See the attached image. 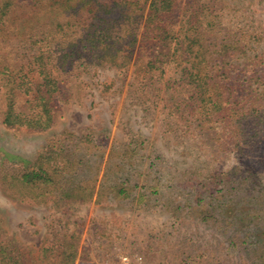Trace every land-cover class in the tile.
I'll return each instance as SVG.
<instances>
[{"label": "rangeland", "instance_id": "374dc122", "mask_svg": "<svg viewBox=\"0 0 264 264\" xmlns=\"http://www.w3.org/2000/svg\"><path fill=\"white\" fill-rule=\"evenodd\" d=\"M61 3L14 0L1 20L0 71L31 82L29 94L14 90L18 113L37 115L32 57L44 50L54 65L81 36L85 15ZM136 4L110 31L121 44L136 35L123 47L130 63L80 58L56 71L49 129L4 127L0 87V240L23 264H263L264 0H176L164 16L171 37L196 22L211 52L235 48L228 111L206 118L186 107L175 42L163 51L140 42L150 0ZM36 169L51 182L24 187Z\"/></svg>", "mask_w": 264, "mask_h": 264}, {"label": "trees", "instance_id": "16d2710c", "mask_svg": "<svg viewBox=\"0 0 264 264\" xmlns=\"http://www.w3.org/2000/svg\"><path fill=\"white\" fill-rule=\"evenodd\" d=\"M13 1L0 0V24ZM136 2L137 0L135 3L131 0H112L109 3L100 0H63L60 4L62 9L70 8L77 14L85 15L84 19L79 20L84 26L81 36L76 44L70 45L69 51L59 53L54 65L51 56L45 54L44 50H39L32 57L33 70L40 79V83L34 87L35 90L31 95V104L37 110V115L27 116L14 109V90L23 88L25 93L29 94L30 79L17 71L15 76L20 74L19 83H15L16 78L11 73L0 71V87L4 90L1 104L3 126L8 129L31 131L49 129L54 121L55 103L60 90L54 73L58 70L65 71L80 58L97 65L103 63L115 65L120 61L121 66H127L130 63V52L124 54L123 47L133 48L138 39L135 34H130L127 41L121 44L119 40L112 39L110 31L112 26L129 18V8L137 5ZM175 2L176 0H150L140 42L155 43L163 51V48L165 49L174 41L175 47L185 57L186 66L181 70L179 81L190 87L189 99L192 105L186 104V107L191 106V110L205 118L216 113H225L228 111L226 106L229 104L224 97L229 90L228 87L227 90L224 89V84L228 81L227 72L230 71L227 66V56L231 55L230 52L235 48L230 45H220L211 52L210 48L204 45L203 37L196 34L198 30L196 22H188L182 37L181 35L171 37L173 31L165 27L164 16L174 10ZM65 26L58 25L57 32H61ZM213 53H216L215 58H212ZM256 112L253 110L254 114ZM253 113L250 116L257 117ZM246 115L241 108L240 112L232 111L231 117L235 119V123L241 125ZM19 180L24 187L35 188L51 182V177L48 172L36 169L29 171ZM0 264H23L10 246L1 240Z\"/></svg>", "mask_w": 264, "mask_h": 264}]
</instances>
